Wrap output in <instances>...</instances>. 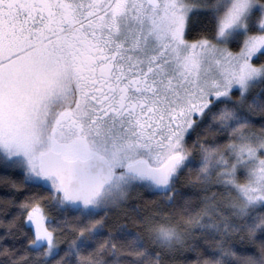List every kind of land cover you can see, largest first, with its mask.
I'll use <instances>...</instances> for the list:
<instances>
[{"label": "snow or ice", "instance_id": "snow-or-ice-1", "mask_svg": "<svg viewBox=\"0 0 264 264\" xmlns=\"http://www.w3.org/2000/svg\"><path fill=\"white\" fill-rule=\"evenodd\" d=\"M0 264H264V0H0Z\"/></svg>", "mask_w": 264, "mask_h": 264}, {"label": "trees", "instance_id": "trees-1", "mask_svg": "<svg viewBox=\"0 0 264 264\" xmlns=\"http://www.w3.org/2000/svg\"><path fill=\"white\" fill-rule=\"evenodd\" d=\"M145 199H147V200H152V199H154V197H152V196H145Z\"/></svg>", "mask_w": 264, "mask_h": 264}]
</instances>
